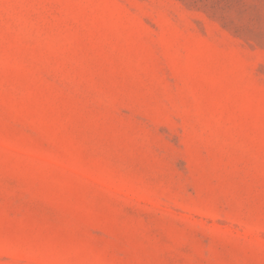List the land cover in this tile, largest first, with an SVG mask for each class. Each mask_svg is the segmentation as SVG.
<instances>
[{
  "label": "rangeland",
  "instance_id": "1",
  "mask_svg": "<svg viewBox=\"0 0 264 264\" xmlns=\"http://www.w3.org/2000/svg\"><path fill=\"white\" fill-rule=\"evenodd\" d=\"M0 264H264V0H0Z\"/></svg>",
  "mask_w": 264,
  "mask_h": 264
}]
</instances>
